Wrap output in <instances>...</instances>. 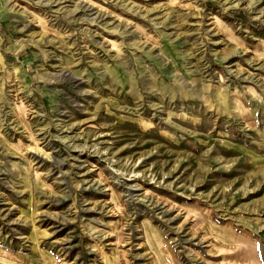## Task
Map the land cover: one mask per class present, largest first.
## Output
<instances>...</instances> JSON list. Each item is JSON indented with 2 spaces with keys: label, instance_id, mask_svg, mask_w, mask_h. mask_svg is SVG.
Instances as JSON below:
<instances>
[{
  "label": "rangeland",
  "instance_id": "obj_1",
  "mask_svg": "<svg viewBox=\"0 0 264 264\" xmlns=\"http://www.w3.org/2000/svg\"><path fill=\"white\" fill-rule=\"evenodd\" d=\"M0 264H264V0H0Z\"/></svg>",
  "mask_w": 264,
  "mask_h": 264
},
{
  "label": "bare ground",
  "instance_id": "obj_2",
  "mask_svg": "<svg viewBox=\"0 0 264 264\" xmlns=\"http://www.w3.org/2000/svg\"><path fill=\"white\" fill-rule=\"evenodd\" d=\"M82 151V150H81ZM150 238V237H149ZM153 239V238H152ZM146 240V239H145ZM154 240V239H153Z\"/></svg>",
  "mask_w": 264,
  "mask_h": 264
}]
</instances>
